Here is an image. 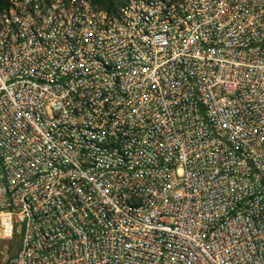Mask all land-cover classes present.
<instances>
[{
    "label": "built area",
    "instance_id": "built-area-1",
    "mask_svg": "<svg viewBox=\"0 0 264 264\" xmlns=\"http://www.w3.org/2000/svg\"><path fill=\"white\" fill-rule=\"evenodd\" d=\"M0 264H264V0H0Z\"/></svg>",
    "mask_w": 264,
    "mask_h": 264
},
{
    "label": "rangeland",
    "instance_id": "rangeland-1",
    "mask_svg": "<svg viewBox=\"0 0 264 264\" xmlns=\"http://www.w3.org/2000/svg\"><path fill=\"white\" fill-rule=\"evenodd\" d=\"M119 2V0H115ZM19 245V238L14 237L13 239L6 240L0 237V261H5L15 252Z\"/></svg>",
    "mask_w": 264,
    "mask_h": 264
},
{
    "label": "trees",
    "instance_id": "trees-1",
    "mask_svg": "<svg viewBox=\"0 0 264 264\" xmlns=\"http://www.w3.org/2000/svg\"><path fill=\"white\" fill-rule=\"evenodd\" d=\"M97 6L108 9L110 11L117 9L118 7L126 4L129 0H92Z\"/></svg>",
    "mask_w": 264,
    "mask_h": 264
}]
</instances>
